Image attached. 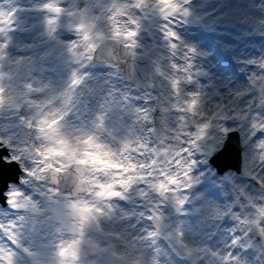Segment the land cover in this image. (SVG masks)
I'll return each instance as SVG.
<instances>
[{"label":"snow or ice","instance_id":"obj_1","mask_svg":"<svg viewBox=\"0 0 264 264\" xmlns=\"http://www.w3.org/2000/svg\"><path fill=\"white\" fill-rule=\"evenodd\" d=\"M200 3L210 7L206 13L197 12L193 21L201 35L216 34L227 17L251 13L248 30L264 36V23L257 18L264 19V11L253 14L254 6L264 5V0H245L243 4L214 0L211 6L208 0ZM160 5L162 13L178 11L176 0H160ZM146 7L144 0H72L69 9L64 0H47L40 10L53 14L47 19L48 35L58 43L63 44L56 35L60 17L72 18L68 27L81 40L63 45L82 64L96 42H104L106 36L133 40L136 32L131 28L139 27L141 15L137 10ZM15 15L0 12V36L9 28L16 30L12 27ZM153 38L158 50L179 66L177 70L196 81L184 84V91L192 93L190 102L171 110L167 126L150 122V94L141 99L136 98L137 94L121 99L116 93L119 103L108 95L100 103L91 98L86 103L76 91L82 80L80 72H73L69 85L57 91L49 90L42 82L39 86L31 82L27 72L16 67L24 65L23 61H14L7 75L0 63V189H7L3 193L7 208L0 216V264H81L85 245L77 236L96 228L102 217H112L114 208L116 216L132 221L139 217L155 230L164 225L153 220L158 221L172 206L178 219L165 231L181 229L183 243L169 250L166 264H249L250 255L255 264H264V245L248 243L256 232L264 233V208L248 203L244 195L247 183L242 182L264 185V51L246 60L235 56L238 64L251 68L241 67L243 83L221 91L203 70L207 53L202 47L193 45L195 51L190 50L185 46L189 39L182 33L178 37L175 30L159 31ZM9 46L10 41L0 43V59L8 58L4 50ZM81 47L88 51L82 53ZM232 48L222 42L218 51L222 54ZM5 79L9 86L23 81L16 84L23 101L21 107L14 109L9 104L7 112L3 111ZM201 95L206 102L201 101ZM132 105L135 111L129 115L135 120L129 121L125 112ZM233 133L240 135L241 164L238 170L229 168L221 173L215 167L216 158L226 150ZM21 171L23 176L19 175ZM204 184L215 190L219 204L207 199L205 192L211 189L200 190ZM62 185L78 192L85 189L91 199L77 196L61 202L55 197ZM117 200H127L129 207L116 208ZM194 203L203 205L196 211L226 213L225 219L232 221L220 233L228 238L220 240L219 246L184 231L187 225L179 221L190 215ZM66 216L75 222L77 231L53 245V251L25 236L29 229L33 236L44 231L49 222L58 226ZM104 243L89 242V246L117 259L109 248L101 246Z\"/></svg>","mask_w":264,"mask_h":264},{"label":"clouds","instance_id":"obj_2","mask_svg":"<svg viewBox=\"0 0 264 264\" xmlns=\"http://www.w3.org/2000/svg\"><path fill=\"white\" fill-rule=\"evenodd\" d=\"M144 2L147 7L137 10L141 13L138 16L139 27L132 26L131 28V30L136 32L133 40H115L112 36H106L104 42H96L95 48L91 50L88 58L82 64L77 63L64 46L81 40V37L76 35L75 39L64 43L61 58L68 69V75L62 88L58 87L53 78L48 75L50 69L40 63L42 58H38L35 55H31L30 59L28 55H24L22 58L13 56L10 51L12 36L8 34H3L0 37V43L10 41L9 48L4 50L8 58L0 59V63L4 65L5 75L9 71L8 66L12 65L14 61H23L24 65L31 69L26 73L27 77H31V82H36L38 86L42 82L49 90L59 91L69 85L73 72H80L82 80L76 91L79 96L84 97L86 103L89 98L100 103V100L106 95L119 103L116 93L120 94L121 99H127L130 95L136 96V93H139L136 98L141 99L150 94L149 98L152 101L149 104L151 108V113L149 114L150 122L159 121L167 126L166 121L171 110H179L182 105L190 102L192 93L184 91V84H193L196 81L191 75H182L177 70L179 66L166 57L165 53L158 50L153 37L159 31L165 29L168 31L175 30L178 37L182 33L189 39V44L185 46L192 51H195L193 45L202 47L203 51L207 53L203 70L208 73L211 82L215 83L222 91L231 89L233 85L241 83V65L234 58L236 49L239 48L240 38H254L264 49V36H253L248 30L247 21L252 15L251 13L248 16L242 13L239 16L227 17L221 22L225 26L223 30H228L227 26L231 25V28L239 33L234 40L226 42L233 46L232 50L221 54L218 50L208 49L195 37L189 38V36L184 34L190 30V26H193L197 12L206 13L210 10V7L204 8L200 0H176L178 11L175 14L162 13L160 0H144ZM213 3L214 0H208L209 6ZM254 7L264 9V5L260 4H256ZM0 11L7 12L5 10ZM257 18L260 19L261 23H264V19ZM173 25H175V28L172 27ZM195 32H199L196 27ZM25 47L27 50L32 51L35 46L28 44ZM80 51L84 53L88 50L81 47ZM81 59H83V56H81ZM166 59L167 63H165ZM16 67L19 68L20 65L17 64ZM86 67L89 69L87 72L84 71ZM94 69H104L105 71H93ZM184 71L187 70L184 69ZM233 76L236 79H232L231 77ZM17 83H23V81L17 80L9 86V81L7 79L4 80V112H7L9 104L15 109L21 107L23 103L20 100L21 92L16 87ZM201 101L206 102L203 95H201ZM106 103H110V101ZM261 103L264 104V100H261ZM109 110L111 111L112 109L109 108ZM134 111L135 105H132L125 112V116H128L129 121L135 120L134 116L129 115V113ZM129 127L131 128V124H129ZM142 127L141 125V130ZM132 130L135 131V129ZM245 187L247 191L244 195L247 197L248 203L255 208H264V185L255 187L254 190H250L248 185ZM205 195L209 201L220 203V201L216 200L215 194L210 191H206ZM77 196L81 200L91 199L87 190L81 189L78 192L74 188L69 190L63 185L59 195L55 198L63 202L67 198ZM120 202L119 200L114 201L115 207L123 210L125 207ZM124 202L128 204L127 200ZM202 207V204L194 203V210L179 222L187 225V229L184 231H191L194 236H200L210 242L213 237L225 232L229 227L226 225V221L231 220L225 219L226 213L206 214L195 210ZM243 210L242 208L241 211ZM127 215L130 214L126 213ZM169 217L173 219H168ZM176 219H178V214L174 206H172L170 211L165 212L158 221L153 220V223H159L164 225V227L152 230L148 223L141 221L139 217H137L135 223H132L130 219L116 216L114 208L112 217H102L96 228L87 229L82 236H77V239L83 240L85 245L83 248L84 259L81 264H166V258L171 255L169 250H175V244L183 243L180 238L181 229H173L171 232L165 231V227H171V224ZM141 223L143 227H137ZM129 228L133 229L134 232L129 231ZM76 231L75 222L70 216H66L58 226L54 222H49V224L45 225L44 231L33 236L31 229H29L25 236L30 239H37L40 243L48 245L49 251H53V245L59 244L61 239H69L70 235ZM227 238V235L221 236V240H227ZM100 241H106L101 246L109 248L112 255L117 259H111L101 253L98 248L89 246V242L91 245H95ZM253 241L256 242L257 247L264 245V233L256 232L253 234L251 241L248 243ZM205 247H208V244H205ZM208 264H212V262L208 261ZM249 264H255L254 260H249Z\"/></svg>","mask_w":264,"mask_h":264},{"label":"bare ground","instance_id":"obj_3","mask_svg":"<svg viewBox=\"0 0 264 264\" xmlns=\"http://www.w3.org/2000/svg\"><path fill=\"white\" fill-rule=\"evenodd\" d=\"M46 2H47V0H46ZM236 2H237L238 4H243V3L245 2V0H236ZM10 3H12V4H16L15 0H13V1H12V0H11V1H8V2H7V5H10ZM64 6H66L65 2H64ZM261 11H264V10H261ZM258 13H259V12L256 10V7H255L253 14H258ZM13 19L16 20V21H15L16 23L24 24V23L22 22L21 17H19V16L14 17ZM70 23H72V18L69 17L68 15L60 17V24L63 25L64 28L61 29L62 31H61V30L57 31L58 33H56V35H57V39H58V40H60L59 37H61V36H63V35L65 36V30H64V29H65L66 27H68V25H69ZM224 27H225V26H222V27L219 29V32H224V35H222V40H223L224 43H226L227 41H231V40H233V36L239 34L235 29H232V28H231V25H228V26H227V29H228V30H223ZM33 28H34V32H33L32 34L28 35V36L25 38V40L22 41V44H24V45L32 44V43H33L32 40H34V38H36V37L41 38V37H44V36L46 35L47 27H46L44 24H42L40 21L37 20V22L33 24ZM68 28H69V27H68ZM72 30H73V33H76L74 29H72ZM189 32H190L191 34H193L194 36H196L195 33L191 32V31H189ZM184 34H185L186 36H189V38H192V37H193V36H191V34H187L186 32H185ZM231 34H232V35H231ZM76 35H77V34H75V37H76ZM211 35L213 36V34H211ZM253 36H258V35L253 34ZM19 39L21 40L20 37H19ZM54 41L56 42L57 40H54ZM250 42H251L252 44H253V42H255L256 46H258V47L261 48L260 43H259L256 39L252 38V39H250ZM247 43H248V42H247ZM18 44H19V42H14V43H13V47H16ZM37 48H40V49H38L37 52H33V50H32V51H30V52L28 53V55H35V56H37L38 58H42V59L40 60V63L43 64V65H44V63L48 64L49 61H50V58H49V56L47 55V52H44V48H42V46H39V47H37ZM242 48H243V47H242V43H239V48L236 49V52H235V53H236V54H239V53H240V50L243 51ZM49 50H54V51H58V52H59V50H57L56 47H52V48L49 49ZM28 51H29V50H28ZM43 52H44L45 54H44L43 56H41V54H42ZM243 52H244V51H243ZM62 53H63V52H60V56H61ZM246 53H247V52H244V55H245ZM245 67H247V66H245ZM8 68L10 69L11 67H8ZM4 70H5V69H4ZM249 70H250V68H249ZM27 71H28V67H27L26 65H23V73H26ZM94 71H99V70L94 69ZM241 83H242V82H241ZM55 84H56V83H55ZM221 91H222V90H221ZM243 182L248 183V182H250V180H244ZM201 191H202V190H201ZM129 231H133V230H132L131 228H129ZM133 232H134V231H133ZM219 244H220V243L218 242L216 245L219 246Z\"/></svg>","mask_w":264,"mask_h":264},{"label":"rangeland","instance_id":"obj_4","mask_svg":"<svg viewBox=\"0 0 264 264\" xmlns=\"http://www.w3.org/2000/svg\"><path fill=\"white\" fill-rule=\"evenodd\" d=\"M42 1H44V0H42ZM65 7H67V6H65ZM16 8L18 9V13H21V12H24L25 10L23 9V8H21L20 6L19 7H17L16 6ZM70 8H72V5H71V7ZM40 12V8H35V7H33V8H31V9H28V12H26L25 11V13H26V15H24L23 17H25V16H28V20H32L33 19V15H36V16H38V17H40L41 19H43V21L45 22V23H47V19L51 16V13H39ZM17 25H19V26H21V25H23V24H21V23H16ZM15 26V25H14ZM59 29H57V31H58ZM23 37V36H22ZM24 39L26 38V36L25 37H23ZM39 39H43V38H39ZM39 39H35L34 41H33V45L35 46L34 47V49L36 48V49H38L37 47L38 46H46V48L47 47H50V46H54V47H56V46H63V44L66 42V41H69V38H64V37H60L59 39V41H62L63 42V44L62 43H58L57 41L56 42H52L53 40H52V38L51 37H48V38H46L45 40H43V41H39ZM52 40V41H51ZM46 42V43H45ZM17 52H23V53H25L26 51H27V49H26V47H24V46H19L18 48H17V50H16ZM51 53H53V54H56L55 53V51H51ZM53 58L56 60V61H59V60H61V58L59 57V54H57V55H54L53 56ZM61 68H62V70H63V72H65V74H64V76L67 78V75H68V69H67V67L65 66V64L64 65H62L61 66ZM59 73H61V72H59ZM62 74V73H61ZM48 75H50L49 74V72H48ZM63 78H62V75L59 77V79L58 80H56L57 82H59L61 85H62V87H63ZM137 95H139L138 93H136ZM249 183V182H248ZM250 184L252 185V186H254V189H255V187H256V185L254 184V182H250ZM26 187V186H25ZM7 189H5L4 191H6ZM4 214V212H0V216H2Z\"/></svg>","mask_w":264,"mask_h":264},{"label":"water","instance_id":"obj_5","mask_svg":"<svg viewBox=\"0 0 264 264\" xmlns=\"http://www.w3.org/2000/svg\"><path fill=\"white\" fill-rule=\"evenodd\" d=\"M233 145V146H232ZM235 146V147H234ZM227 148L230 149L232 152H237L238 149H237V146L235 145L234 142H230L227 144ZM234 150V151H233ZM238 160V158H237ZM225 168H221L220 171H224Z\"/></svg>","mask_w":264,"mask_h":264}]
</instances>
